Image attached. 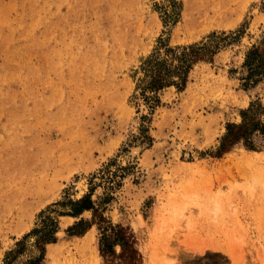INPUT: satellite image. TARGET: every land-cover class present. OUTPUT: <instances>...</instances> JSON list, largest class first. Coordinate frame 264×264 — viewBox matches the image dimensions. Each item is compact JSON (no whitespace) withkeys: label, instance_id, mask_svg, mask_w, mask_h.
<instances>
[{"label":"rangeland","instance_id":"374dc122","mask_svg":"<svg viewBox=\"0 0 264 264\" xmlns=\"http://www.w3.org/2000/svg\"><path fill=\"white\" fill-rule=\"evenodd\" d=\"M263 40L264 0H0V264H264V147L217 156Z\"/></svg>","mask_w":264,"mask_h":264},{"label":"trees","instance_id":"16d2710c","mask_svg":"<svg viewBox=\"0 0 264 264\" xmlns=\"http://www.w3.org/2000/svg\"><path fill=\"white\" fill-rule=\"evenodd\" d=\"M197 50L198 49L196 47H192V51L190 52V54L194 56L195 61L204 59V57L197 58L195 55ZM182 60H185V56L182 57ZM185 62H188V58L185 60ZM185 62L180 68L183 69V73H185L186 76L188 65H186ZM245 66L248 68L251 77L253 75L257 76L259 79L264 77V40L259 45H256L249 50L246 57ZM183 81H185V77H183ZM168 82L169 83L165 82V84L162 79L155 77L153 79L152 88L161 89L162 87L169 85L170 81ZM253 108L254 107L252 105L249 109L244 111V120L241 124H230L228 126V131L222 140L217 156H222L224 153L230 151L236 144L242 141H244L250 149L256 150L260 147H264V121L255 118L251 114ZM86 201L87 200H82L79 203H85ZM82 208L91 209L92 204L84 205ZM46 232L47 230L44 234H42V239L44 242L51 243L56 241L54 234L52 235V233H56L57 229H51V231H48V233ZM132 243L134 244V239L132 235L127 232L126 228L121 225H107L105 226L100 243L102 255L107 258L108 253L112 252V250L117 245L122 247L123 255H125V253L128 251H133L136 253L137 250L133 248ZM12 254H14L13 251L8 253L6 258L7 264H10V257ZM39 261L40 259H36L34 261L32 260L30 264H37Z\"/></svg>","mask_w":264,"mask_h":264},{"label":"bare ground","instance_id":"6f19581e","mask_svg":"<svg viewBox=\"0 0 264 264\" xmlns=\"http://www.w3.org/2000/svg\"><path fill=\"white\" fill-rule=\"evenodd\" d=\"M143 106H144V104L141 105L142 109L143 110H146V112H147V109L145 107H143ZM140 152H141V147H134L132 149V155H133V157L138 156L140 154Z\"/></svg>","mask_w":264,"mask_h":264}]
</instances>
